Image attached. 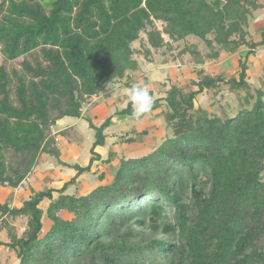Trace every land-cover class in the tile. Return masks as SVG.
Masks as SVG:
<instances>
[{
    "label": "trees",
    "instance_id": "16d2710c",
    "mask_svg": "<svg viewBox=\"0 0 264 264\" xmlns=\"http://www.w3.org/2000/svg\"><path fill=\"white\" fill-rule=\"evenodd\" d=\"M260 10L263 0H0L1 55L31 58L15 81L0 65V196L37 173L43 155L63 174L61 187L31 189L19 207L0 201V247L17 264H264V90L247 81L264 46V32L258 41L250 32ZM241 48L237 78L206 70ZM185 56L193 78L167 75L156 98L149 86V114L169 130L156 133L160 143H140L146 130L112 131L115 118L136 120L130 101L100 124L86 115L95 97L111 101L140 76L148 86L145 65L165 70ZM224 87L236 109L196 106ZM66 118L88 125L85 165L62 159ZM84 174L99 183L81 191Z\"/></svg>",
    "mask_w": 264,
    "mask_h": 264
},
{
    "label": "rangeland",
    "instance_id": "374dc122",
    "mask_svg": "<svg viewBox=\"0 0 264 264\" xmlns=\"http://www.w3.org/2000/svg\"><path fill=\"white\" fill-rule=\"evenodd\" d=\"M250 32L251 35L257 41L260 40L264 32V10H260L259 12L255 13L254 20L252 21L250 26ZM135 46H138V44H135ZM246 54H247V49L241 48L238 52H236L233 55H223L220 58V60H218L217 62L206 64V70L211 74L212 77H214L216 73H221L225 79H229L232 76L237 78L239 72L238 63L244 62L246 58ZM26 58H28V60L31 61L30 57H24V56L16 58L14 60H5L0 53V65L4 67L9 77H11L13 81H15L13 79L12 70H20L21 62H23V60ZM248 62H249L248 63L249 70L247 71V76H248L247 81L250 84H252L254 87L261 88L262 90H264V46L258 48L256 50L255 56L249 57ZM189 65H191V61L189 60L188 56H185L183 61L177 62L176 65L172 64L169 65V68L165 67V70L156 66L145 65L142 68V70L146 73L144 76L148 77V79L152 82V84L151 82L148 83V88L151 87L152 90L155 92L154 98L159 96L161 97L163 95V93L159 95L160 93L158 91L161 92L162 89L158 86V83L165 82V84H167L168 83L166 79L167 75H170V78L172 80L175 79L177 82L182 84L186 82L185 80H188L191 77L193 78L194 76H192L189 73V68H188ZM174 67H176L175 69H177L176 71L177 75L175 74V76L173 74ZM140 82H141V76L138 79H135V81L132 84L133 85L137 83L140 84ZM124 89L125 88H122L120 89L121 91L116 92L115 97L111 101L105 102L103 99L97 98L92 103L90 102L89 104H87L85 106L87 112L86 115L90 117L92 116V118L93 116H95L94 118L97 117V120H99V124H100L108 116L106 115L108 114L107 110H109V113L115 110L114 106L117 105L115 101L116 98H120L119 99L120 101L118 102V106L116 107L125 108L130 100L129 97L125 96L128 94L127 91H125L126 89L125 90ZM235 98L236 95L234 93H229L228 90L224 87L216 94L215 91L210 90V91H205L203 94L199 95L197 97L196 106L201 107L202 109L207 110L208 112H213L222 116L223 114L222 108H226L227 106H229L227 107L230 108L228 109V111H231L232 109H236L237 101ZM100 108L102 109L99 110ZM66 120H68L69 123H72L70 121L74 119L67 118ZM112 127H113L112 131L116 133L129 132L131 130H136L138 132L146 130L147 131L146 134L142 136H140V134L138 135L139 137L138 140L140 143H149V144H152L154 141L157 140L158 135L156 136V133L162 135L164 133V129L165 131L167 130L164 116L154 118L151 117L150 114L142 118L141 121H136L133 119V117L130 116H124L121 119H119L118 117ZM167 131L169 132V130ZM68 134L70 136V140L75 142V143L73 142L75 157L72 155V153L70 155L66 151V149L62 148L61 149L62 159L66 161V163L68 164L80 163L85 165L88 162V157H89L88 154H89L90 143L88 139L84 137L85 139L83 140L75 130L74 131L69 130ZM83 135H85V133H83ZM157 141L159 142L161 140L158 139ZM113 142L114 139H111L110 144H112ZM76 146L78 147L76 148ZM72 151L73 150H71V152ZM147 151L148 150L145 149L141 153L145 154ZM128 154L129 157H136L137 155L138 156L142 155L140 153L139 154L128 153ZM59 169L61 168L56 165V162L54 160H51V158L49 159V157L43 155L40 159V166L36 171L37 173H33V175H31L30 178L27 179L24 182V184L17 190L9 191V192L3 191V194L0 196V201H7L11 206L19 207L26 199L30 197L31 189L42 190L44 188L61 187L62 180L60 174L62 176L63 174L60 172ZM96 169L97 166L96 163H94L91 171H95ZM62 171L64 172L65 170ZM115 171H116V166L115 168L112 166L108 167V173L113 175ZM78 183L81 188V191H83V188H85L84 190L87 191L88 189L95 187L99 182L95 180V177H93V175L84 174L83 177L80 178V181H78ZM74 191H75V187H72L68 192L73 193ZM14 225L18 233H21L24 230L25 227L24 221L18 220L14 223ZM0 239H5L4 233L0 234ZM0 264H17L15 255L11 252H8L4 247H0Z\"/></svg>",
    "mask_w": 264,
    "mask_h": 264
},
{
    "label": "crops",
    "instance_id": "0c3cea01",
    "mask_svg": "<svg viewBox=\"0 0 264 264\" xmlns=\"http://www.w3.org/2000/svg\"><path fill=\"white\" fill-rule=\"evenodd\" d=\"M125 90V89H124ZM123 90V91H124ZM121 91V90H120ZM125 91H127V90H125ZM126 96V95H125ZM127 97V96H126ZM97 99V97H95V98H93V100L91 101V103L93 102V101H95ZM89 104V103H88ZM100 105V104H99ZM98 105V106H99ZM102 105V104H101ZM116 106H118V104L117 105H115L114 106V109H116ZM104 107H105V104H104ZM102 108H100L99 110H101ZM84 110L86 111V107L84 108ZM98 110V111H99ZM108 111V114H106V115H111V114H113L114 112H115V110L113 111V112H110L109 113V110H107ZM97 116V115H96ZM95 116H93V118H94ZM122 117H124V116H121V117H119V119H121ZM91 118H92V116H91ZM67 119V118H66ZM66 119H64L63 121H61V122H59L58 123V130L57 131H63V130H75L80 136H81V138L84 140L85 138L86 139H88V141H89V143L91 142V140H90V131H89V128H88V125H87V123L85 122V121H83V120H72V121H70V122H72V123H69V121L68 120H66ZM99 119V118H98ZM115 120V122H116V118L114 119ZM83 133H85V135H83ZM85 137V138H84ZM60 140V141H59ZM58 141H59V143H58V146L62 149H66V151L71 155V153H72V155L75 157V150L73 149L74 148V141H71L70 140V142H65L64 140H62L61 138H59L58 139ZM86 141V140H85ZM72 142V143H71ZM74 142V143H73ZM78 146H76V148H77ZM71 150H73L72 152H71ZM105 151H107V150H105V149H102V148H97L96 149V152H98L101 156H105V154L107 153V152H105ZM103 152V153H102ZM64 153V152H63ZM65 156V155H64ZM85 163V162H84Z\"/></svg>",
    "mask_w": 264,
    "mask_h": 264
},
{
    "label": "clouds",
    "instance_id": "9594fccd",
    "mask_svg": "<svg viewBox=\"0 0 264 264\" xmlns=\"http://www.w3.org/2000/svg\"><path fill=\"white\" fill-rule=\"evenodd\" d=\"M127 94L133 106V116L136 120H141L152 111L154 101L147 84L137 83L127 89Z\"/></svg>",
    "mask_w": 264,
    "mask_h": 264
}]
</instances>
